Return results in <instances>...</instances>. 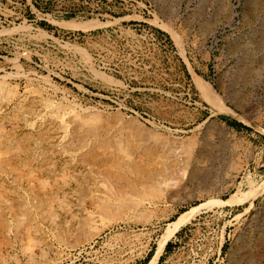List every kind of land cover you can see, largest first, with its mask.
<instances>
[{
  "label": "rangeland",
  "instance_id": "rangeland-1",
  "mask_svg": "<svg viewBox=\"0 0 264 264\" xmlns=\"http://www.w3.org/2000/svg\"><path fill=\"white\" fill-rule=\"evenodd\" d=\"M88 20L98 23L63 24ZM73 111L128 166L93 180L77 162L88 140L47 128ZM181 140L200 156L163 190L164 150ZM263 181L264 0H0V264H141L201 204L157 264H264V190L226 202Z\"/></svg>",
  "mask_w": 264,
  "mask_h": 264
},
{
  "label": "bare ground",
  "instance_id": "bare-ground-1",
  "mask_svg": "<svg viewBox=\"0 0 264 264\" xmlns=\"http://www.w3.org/2000/svg\"><path fill=\"white\" fill-rule=\"evenodd\" d=\"M155 24L158 25L159 21L158 19H155L153 21ZM95 23H98V21L96 20H88V21H84V22H75V21H64L63 24H65L66 26H72V27H87L89 25H92V24H95ZM159 26L161 28H164L166 30H168L171 35L173 36L174 39H177V36L175 34L174 31L168 29V27L165 25V24H159ZM69 31H79V30H69ZM88 31H93V30H88ZM88 31H85V32H88ZM81 32H84V31H81ZM178 40V39H177ZM176 40V41H177ZM79 49V48H78ZM81 50V49H80ZM196 86L197 88L201 91L203 97L207 100H209L210 102L218 105L220 108H222L224 111L232 114V115H238L234 110H232L231 108H228L226 105H225V100L223 97H221L220 95H218L216 93V91L213 89V87L208 84L207 82H205L203 79L199 78V77H196ZM72 112V111H70ZM79 112L76 111V113H73L71 115H66V117H62V116H58V117H54L52 119H48L49 122H48V125L47 128H53L54 129V132L56 134V139H58L59 141H65L66 142V139L70 136V135H74V136H79V137H82L84 138V141H86V139L88 141H86V146H84L83 144V147L81 148L83 150V152H79L81 154L80 155V158L78 159V163L87 167L88 169V172L90 175H92L91 177L93 176H96V178H108V177H111V176H115L116 172L121 170L123 167L125 166H128V162H129V159L123 157L120 152L118 153L116 151V148L114 149H111L108 141L105 142L102 137V139L100 140L99 138L101 137H98V128L96 126H94V124H91L87 122L86 119H83L85 117H82L81 114H77ZM65 115V114H64ZM55 116V115H54ZM68 116V117H67ZM53 117V116H52ZM86 120V121H85ZM44 121V120H43ZM47 121V120H46ZM97 123V122H96ZM100 123V122H99ZM98 123V124H99ZM103 124V122H102ZM100 123V125H102ZM107 124V123H105ZM97 125V124H95ZM106 126V125H105ZM124 126V125H122ZM121 126V127H122ZM99 127H103L104 126H99ZM108 127V125H107ZM116 127V126H115ZM43 128H46L43 127ZM46 128V130H48ZM49 128V129H50ZM119 128V127H118ZM125 128V127H124ZM110 130V128L108 127L107 130ZM105 129H103L104 131ZM106 130V131H107ZM118 131V129H116ZM125 130V129H124ZM49 131V130H48ZM105 131V132H106ZM120 131H123L119 128V132ZM52 132V130H51ZM50 132V133H51ZM49 133V134H50ZM53 133V132H52ZM110 133V132H108ZM116 133V131H115ZM121 133V132H120ZM123 133V132H122ZM122 133L119 134L122 136ZM101 134V132H100ZM114 134V133H113ZM53 135V134H52ZM112 135V134H111ZM126 135V134H124ZM110 136V135H109ZM113 136V135H112ZM111 136V137H112ZM116 136V135H115ZM120 136V137H121ZM130 136V135H129ZM51 137V134L50 136ZM123 137V136H122ZM54 138V139H55ZM82 138H81V143H82ZM86 138V139H85ZM115 138V137H114ZM127 138V137H126ZM131 138V137H129ZM49 139V138H48ZM125 139V137H124ZM70 140V139H69ZM80 140V139H79ZM122 140V139H121ZM54 141V140H53ZM52 141V142H53ZM71 141V140H70ZM74 141V140H73ZM190 141V140H189ZM188 141V142H189ZM68 142V141H67ZM54 143V142H53ZM70 143V142H69ZM76 143V142H75ZM80 143V142H79ZM84 143V142H83ZM117 143V141H116ZM61 144V143H60ZM60 144L58 145L60 147ZM65 144V143H64ZM67 145V143H66ZM118 145V144H117ZM116 145V146H117ZM40 146V145H39ZM62 146H65L62 144ZM61 146V147H62ZM71 146V145H70ZM55 147V146H54ZM79 147H80V144H79ZM78 146L77 147H74V148H79ZM114 147V146H113ZM186 148H189L187 147V142L185 141H172L171 144H168V146H166L165 150H164V156L171 160L172 161V170H170L168 173L166 171H164L165 173H160V175H157V178L156 181H157V184L159 186V188L163 189V190H170L173 188L176 187L177 184H179L183 179H185L187 176L189 177L191 174H192V169L190 167V161H191V158L194 157L195 158H198L200 156V153L199 152H195V153H190V151ZM52 149V148H51ZM121 149V148H120ZM42 150V149H41ZM59 149H57V152H58ZM81 151V150H80ZM118 151H121V150H118ZM62 153V152H61ZM190 153V154H189ZM73 154V153H71ZM75 154V153H74ZM73 154V155H74ZM123 154V153H122ZM69 155V154H68ZM161 155V154H160ZM39 156V155H38ZM63 156V154H62ZM72 156V155H71ZM68 157V156H67ZM127 157H130V156H127ZM146 157V156H145ZM131 160L133 161L132 157H130ZM142 158V157H141ZM162 158V157H161ZM38 159V158H37ZM69 159V158H68ZM72 159V157H71ZM70 159V160H71ZM76 159V158H75ZM138 159V158H137ZM143 159V158H142ZM149 159V158H148ZM165 159V158H164ZM130 160V161H131ZM155 160V159H154ZM166 160V159H165ZM164 160V161H165ZM75 161V160H73ZM138 161V160H137ZM163 161V162H164ZM69 162V161H68ZM135 163V162H134ZM70 164V163H69ZM147 164V163H146ZM165 164V163H164ZM164 164H161V165H164ZM139 165V164H138ZM137 165V166H138ZM152 165V164H151ZM156 165V164H155ZM166 165V164H165ZM164 165V166H165ZM224 165V164H223ZM228 165V164H227ZM96 166V168H94ZM133 166V165H132ZM158 166V164H157ZM226 166V165H225ZM69 167V166H68ZM79 167V166H78ZM140 167V165H139ZM161 167V166H160ZM230 167V166H229ZM141 168H142V165H141ZM147 168V167H146ZM145 168V169H146ZM158 168V167H157ZM167 168V166H166ZM165 168V169H166ZM133 169V168H132ZM131 169V170H132ZM138 169V168H137ZM163 169V167H162ZM86 170V169H85ZM156 170V169H155ZM161 170V169H160ZM158 169V171H160ZM129 170H127L128 172ZM136 171V169L134 170V172ZM139 171V170H138ZM151 171V170H149ZM147 171V172H149ZM157 171V170H156ZM157 171V172H158ZM163 171V170H161ZM86 172V171H85ZM130 172V171H129ZM154 172V171H153ZM155 172V173H157ZM124 173V172H123ZM122 173V175H124ZM131 173V172H130ZM142 173V172H141ZM139 173V175L141 174ZM152 173V171H151ZM86 174V173H85ZM84 174V175H85ZM146 174H149V173H146L145 172V175ZM159 174V173H158ZM90 175H89V178H90ZM126 175V174H125ZM133 175V174H132ZM135 175V174H134ZM86 176V175H85ZM118 176V174H117ZM136 176V175H135ZM87 177V176H86ZM143 177V176H142ZM155 177V176H154ZM88 178V177H87ZM147 178V177H146ZM80 179V178H79ZM114 179V178H113ZM118 179V178H116ZM139 179H141L139 177ZM144 179V177H143ZM151 179V178H150ZM83 180V178H82ZM81 180V181H82ZM92 180V179H91ZM93 180H94V177H93ZM96 180V179H95ZM108 180V179H106ZM142 180V179H141ZM80 181V180H79ZM84 181V180H83ZM87 180H85L86 182ZM99 181V180H97ZM102 181V180H101ZM100 181V182H101ZM89 182V179L88 181ZM91 182V181H90ZM94 182V181H92ZM103 182V181H102ZM152 182V181H151ZM155 182V180H154ZM82 183V182H80ZM79 184V183H78ZM98 184V182H97ZM102 184V183H101ZM151 185V184H150ZM156 185V184H155ZM152 186V185H151ZM104 187V186H103ZM150 187V186H149ZM151 188V187H150ZM153 188V186H152ZM157 189V188H156ZM155 189V190H156ZM158 190V189H157ZM156 190V191H157ZM264 190V181L257 185V186H251L250 187V190L246 193H243V192H238L240 194V196L238 197V199H235V195H232L226 202L227 203H233V202H236L237 200H242L244 198H247L249 197L250 195H254V194H257V193H260L261 191ZM31 192V191H30ZM159 192V191H158ZM164 192V191H163ZM36 197V196H35ZM36 199V198H34ZM39 200V199H38ZM110 202V201H108ZM32 204V202H31ZM34 204V203H33ZM30 205V204H29ZM37 205V204H36ZM33 206V205H32ZM35 206V205H34ZM118 206V205H117ZM209 205L207 204H201V205H198V206H193L185 211H183L182 213H180L172 222H170L164 233L161 235L160 239L158 240V243H157V249L155 251V254L154 256L149 260V262L147 264H157L158 260H159V257L163 251V249L165 248L167 242L170 240V238L182 227L184 226L185 224H187L188 222H190L199 212L200 210L202 209V207H208ZM25 207V206H24ZM28 207V206H27ZM36 207V206H35ZM103 207V206H102ZM105 207V205H104ZM110 207V206H109ZM26 208V207H25ZM101 210V209H100ZM116 211V210H115ZM99 212V211H98ZM104 213V209L103 211H101V214ZM110 213V212H109ZM117 213V212H116ZM107 215V214H106ZM87 222H90L92 216L89 215V217H87ZM93 220V219H92ZM84 223V222H83ZM92 223V222H91ZM83 225V224H82ZM86 226H89L86 225ZM91 226V225H90ZM89 226V227H90ZM84 227V226H83ZM92 229V228H91ZM90 229V231H91ZM89 231V230H88ZM89 231V233H90ZM94 231V230H93ZM92 231V232H93ZM91 232V233H92ZM95 233V231H94ZM92 235V234H91ZM88 236V235H87ZM90 236V235H89ZM85 239V238H84ZM77 240V239H76Z\"/></svg>",
  "mask_w": 264,
  "mask_h": 264
},
{
  "label": "trees",
  "instance_id": "trees-1",
  "mask_svg": "<svg viewBox=\"0 0 264 264\" xmlns=\"http://www.w3.org/2000/svg\"><path fill=\"white\" fill-rule=\"evenodd\" d=\"M37 0H34V2L36 3ZM40 7V6H39ZM40 9V8H39ZM40 10H43V11H46V12H52V10L50 8H45V9H40ZM72 17H74V14L73 13H70V14H67L64 16L65 19H71ZM225 123H227L231 128L233 129H236V130H239V131H242L244 129L247 130V128H245L243 125H241L240 123L234 121V120H231L227 117H222L221 118ZM182 213V212H181ZM167 248L169 247V244H167L166 246ZM162 259L163 258H160V262H162ZM149 259L147 258L144 262H142L141 264H146V261H148Z\"/></svg>",
  "mask_w": 264,
  "mask_h": 264
}]
</instances>
